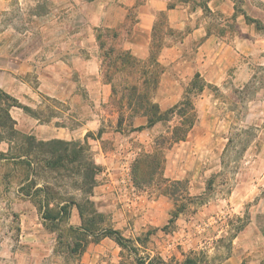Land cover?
<instances>
[{"label": "crops", "instance_id": "0c3cea01", "mask_svg": "<svg viewBox=\"0 0 264 264\" xmlns=\"http://www.w3.org/2000/svg\"><path fill=\"white\" fill-rule=\"evenodd\" d=\"M173 1L45 0L46 11L42 15L33 13L40 21L34 30L23 37L14 30L12 34L9 30L0 31V90L20 104L10 110L17 131L44 141L85 142L87 138L98 165L111 169L119 164L129 173L135 159L152 153L155 140L161 135L171 136L181 125L182 117L175 110L151 126L147 116H136L131 122L126 117L119 128V113L110 110L112 85L104 78L103 54L115 46L143 63L154 58L162 68L153 96L161 112L175 109L185 100L196 75L206 83L202 92L192 94L197 117L187 139L165 150L163 174L170 181L187 182L190 196H201L206 191L204 180L215 173L227 148L231 125L229 116L223 117L221 99L212 88L231 97L226 85L249 83L253 79V59L259 58L264 48L255 44L254 27L243 20L236 21L234 36L229 40L224 34L214 33L207 20L191 19L187 10L173 5ZM40 3L0 0L1 17L14 21L10 12L19 6L35 9ZM212 3L216 10L228 13L223 0ZM261 63L264 65V60ZM54 102L60 106L56 107L59 115L51 114ZM39 109L48 115L46 119L37 112ZM109 121L113 130L99 135ZM90 133L94 137L88 138ZM106 139L115 142L114 149H105ZM8 147L6 141H0V151H7ZM128 178L131 179L130 173ZM99 187L94 190V201L110 202L118 196L115 188L104 187L102 194ZM134 195L142 199L137 206L134 204V209L154 212L147 203L148 196ZM142 201H146L144 205ZM98 209L103 211L105 206ZM70 224L81 225L76 207ZM239 232L224 264H264V199L253 206L248 224ZM44 242L30 240L0 258V264H61ZM120 251L121 247L106 237L89 244L81 255V263L119 264Z\"/></svg>", "mask_w": 264, "mask_h": 264}, {"label": "rangeland", "instance_id": "374dc122", "mask_svg": "<svg viewBox=\"0 0 264 264\" xmlns=\"http://www.w3.org/2000/svg\"><path fill=\"white\" fill-rule=\"evenodd\" d=\"M223 1L228 13L216 10L213 0H174L173 5L186 9L193 20H207L212 24L214 33L224 34L229 40L234 36L236 21L241 19L246 25L254 27L255 44L264 48V33L251 22L258 20L264 23V0ZM40 2L35 9L19 6L10 12L14 21L2 19L0 13V31L9 30V34H12L14 30L15 34L19 32L23 37L34 30L40 21L33 13L42 15L46 11L45 0ZM263 57L264 52L259 58L253 59L255 67L253 79L249 83L244 86L226 85L231 97L218 88H212L221 99L223 117L228 115L231 125L227 134L229 142L218 167L212 177L206 182L204 180L206 191L198 197L190 196L187 182L178 186L174 181L165 179L164 163L150 183L139 186L132 179L133 163L129 166L131 179L128 178V171L119 164H114L111 169L106 166L100 175V187L97 190L103 194L104 187L109 190L115 188L118 196L110 202L94 201L91 197L98 211L99 206H105L103 211H99L104 215V225L120 230L132 240L140 237L145 246L142 250H147L152 256H160L167 264H182L187 259L192 264H224L232 253V240L248 224L253 206L264 199ZM53 105L51 114L59 115L56 108L60 107L59 104L54 102ZM110 108L117 111L112 100ZM37 112L42 114L43 119L48 116L43 109ZM112 127L109 121L104 123L102 129L109 133ZM114 143L106 139L105 149H114ZM91 152L93 156L92 149ZM23 185L17 181L8 184L0 177V258L23 247L30 240L41 239L45 241L46 249H53L55 260L61 264H82V254L72 251L75 234L69 231L75 207L69 219L61 222L45 220L42 206L44 195L27 196L25 190L20 189ZM56 188V198L65 200L74 195L81 202L86 200L85 195L74 188L66 185ZM171 191H178L175 195L179 200L177 207L183 210L174 223L169 221L172 212L176 211L174 197L167 194ZM134 193L148 196L147 203L153 206L154 212L141 213L137 208L134 209V204L137 206L142 200ZM57 202V199L50 202L53 212L56 211L53 204ZM210 206L212 209H209ZM119 255V264H137L135 255L128 249L121 248ZM141 255L144 256L145 251Z\"/></svg>", "mask_w": 264, "mask_h": 264}, {"label": "trees", "instance_id": "16d2710c", "mask_svg": "<svg viewBox=\"0 0 264 264\" xmlns=\"http://www.w3.org/2000/svg\"><path fill=\"white\" fill-rule=\"evenodd\" d=\"M251 22L264 33V23L258 20ZM113 37H116V34ZM159 47L160 45L156 46ZM103 55L104 78L112 85L111 100L119 113V128L123 126L126 117L131 122L136 116H147L150 126L167 119L175 110L182 117L181 125L176 126L171 136L158 137L155 140L154 151L138 156L133 162L132 179L135 184L150 183L161 169V165L165 164V150L175 143L185 141L195 125L197 116L192 94L202 92L206 83L196 75L188 88L185 100L175 109L164 113L153 101L162 73V68L154 58L148 64L143 63L129 52L117 50L115 46H110ZM14 106L20 104L14 97L0 90V141H6L9 145L7 151H0V177L8 184L15 181L24 184L20 189L25 190L27 196L43 194L45 220L61 222L70 218L73 207L77 208L81 225L77 228L73 226L69 228V231L75 234L73 253L81 255L91 242L97 243L108 237L122 249L132 252L137 264H167L160 256H152L147 250H142L145 246L140 237L132 240L125 237L120 230L104 225V215L97 210L91 200L104 169L95 162L87 138L85 142L62 139L44 141L34 135L20 133L16 129V121L10 115V110ZM26 110L31 111L30 108ZM140 129L133 128V130ZM103 131L102 129L99 135ZM89 137L94 135L90 133ZM174 183L178 186L186 184L185 181H174ZM65 185L84 194L86 200L81 202L74 195L65 200L61 197L56 198L58 196L56 187L62 188ZM177 192L167 193L174 197L176 202V211L172 212L170 223H174L183 212L177 207L179 201L175 196ZM55 199L58 202L53 204L56 209L53 212L50 210V202ZM144 251L145 255L142 256L141 252ZM182 264H192V261L187 259Z\"/></svg>", "mask_w": 264, "mask_h": 264}]
</instances>
